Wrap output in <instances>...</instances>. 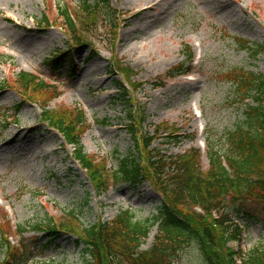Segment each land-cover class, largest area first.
Returning a JSON list of instances; mask_svg holds the SVG:
<instances>
[{
  "label": "rangeland",
  "instance_id": "374dc122",
  "mask_svg": "<svg viewBox=\"0 0 264 264\" xmlns=\"http://www.w3.org/2000/svg\"><path fill=\"white\" fill-rule=\"evenodd\" d=\"M142 7L139 0H109L115 16L109 25L102 10L85 15L82 0H0V239L12 248L0 251V264H86L77 234L61 231L46 247L48 235L29 227L47 219L88 227L112 222L127 209L147 221L163 198L150 170L143 167L146 176L136 186L113 174L131 154L146 164L148 153L139 151L135 137L152 139L150 149L168 157L199 150L206 169L205 137L223 143L243 118L245 105L232 100L236 89L227 72H264V53L254 59L240 42H264V0H161ZM65 8L74 17L76 37ZM68 47L72 70L68 64L54 69L49 59ZM180 63L190 74L167 77ZM21 71L47 83L44 95L22 89ZM125 90L127 100H120ZM46 109L83 111L79 136L86 155L105 165L106 191H95L75 147L41 119ZM129 112L138 121L132 132ZM248 207L254 220L230 209L244 229L241 241L215 246L225 260L231 251L240 256L264 249V212L257 204ZM188 211L202 213L198 207ZM157 232L153 226L142 249L152 246ZM177 259L204 264L193 244Z\"/></svg>",
  "mask_w": 264,
  "mask_h": 264
},
{
  "label": "trees",
  "instance_id": "16d2710c",
  "mask_svg": "<svg viewBox=\"0 0 264 264\" xmlns=\"http://www.w3.org/2000/svg\"><path fill=\"white\" fill-rule=\"evenodd\" d=\"M82 3L85 15H94L97 9L102 10L106 23L115 24V16L108 9L109 0H82ZM62 14L76 37L73 15L67 8L62 10ZM240 42L254 59L264 53V42ZM188 53L190 61L193 53ZM69 54L68 49L57 52L48 62L55 64L54 69L68 64V69L72 70L74 64ZM189 72L185 63H180L167 72V77ZM227 76L232 78L236 89L232 100L245 105V109L242 111L243 118L225 133L223 143L222 138L213 141L206 137L207 169L202 167L199 150L192 149L179 157H168L150 149L152 139L144 136L141 141L135 137V144L141 153H148L146 164L131 154L122 159L120 168L114 171L115 179L136 186L146 176L143 167L150 170L155 187L163 195L161 204L150 219L138 221L135 213L127 209L121 210L112 222L88 227L75 228L73 223L64 221L55 225L53 220L47 219L29 228L48 235L46 247L54 242L61 231L77 234L78 243L83 245L85 256L89 258L86 264H176L179 252L192 244L199 248L204 264H264V249L261 248H254L250 253L240 256L231 251L226 260L215 248L219 241L242 240L244 227L234 219L230 209L246 215L250 220L257 217L249 211V205L257 204L264 212V72L257 73L243 67L230 69ZM18 82L22 89L32 87V94L37 96L44 95L42 91L49 87L43 79L27 71L18 74ZM127 94L125 90L118 98L126 101ZM41 116L43 121L64 135L68 144L75 147L76 160L86 169L95 191H106L109 175L105 165L86 155L79 136L86 122L83 111L46 109ZM128 116L133 123L132 132L138 121L130 112ZM196 207L202 213L188 211ZM75 216L79 218V215ZM261 220L264 226V218ZM43 223L44 228L41 227ZM153 226L158 229L153 244L148 249H142L143 240L148 237ZM18 228L22 235L26 233L25 226L19 225ZM1 250H12L9 242L6 243L2 238ZM13 256L16 259L18 255L12 253L10 257Z\"/></svg>",
  "mask_w": 264,
  "mask_h": 264
},
{
  "label": "bare ground",
  "instance_id": "6f19581e",
  "mask_svg": "<svg viewBox=\"0 0 264 264\" xmlns=\"http://www.w3.org/2000/svg\"><path fill=\"white\" fill-rule=\"evenodd\" d=\"M31 1V0H28ZM161 0H139V2H142L143 7L140 11H145L146 9L154 8L157 6V3H159ZM33 41V40H32ZM31 46H34L31 44Z\"/></svg>",
  "mask_w": 264,
  "mask_h": 264
}]
</instances>
